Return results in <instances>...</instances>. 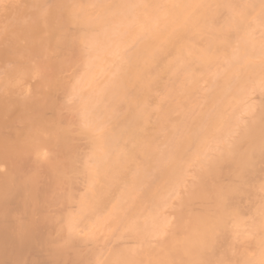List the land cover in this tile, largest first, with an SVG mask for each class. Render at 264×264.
<instances>
[{"label": "bare ground", "instance_id": "6f19581e", "mask_svg": "<svg viewBox=\"0 0 264 264\" xmlns=\"http://www.w3.org/2000/svg\"><path fill=\"white\" fill-rule=\"evenodd\" d=\"M0 12V264H264V0Z\"/></svg>", "mask_w": 264, "mask_h": 264}, {"label": "rangeland", "instance_id": "374dc122", "mask_svg": "<svg viewBox=\"0 0 264 264\" xmlns=\"http://www.w3.org/2000/svg\"><path fill=\"white\" fill-rule=\"evenodd\" d=\"M3 13L0 12V17H2ZM1 24V23H0ZM1 27H2V24H1ZM0 27V28H1ZM8 28H6L5 30H3V32H0V35L2 39H0V55H2L4 57V59H9L8 55L10 54L9 50H10V43L11 41L8 39L9 37V34H8ZM5 31V32H4ZM41 32V31H39ZM4 38V39H3ZM12 49V48H11ZM9 53V54H8ZM11 146V145H10ZM14 146V145H13ZM141 229V228H140ZM140 229H137L135 232H139V234L142 236L141 240H142V245L140 246H137L136 247V250H140L142 249V247H146L148 245V239H149V236H150V231L147 229V227H145L144 230H140ZM165 235H162V237H164ZM153 239L156 238V236L152 235L151 236ZM235 244L231 243V245H224L222 246V248L220 249V253L219 255H221V257L225 258V261H227L228 264H232L233 262H230L229 260H234L236 255H237V249L234 250L235 248ZM164 250H161V252L159 251V253H163ZM167 251V249H166Z\"/></svg>", "mask_w": 264, "mask_h": 264}]
</instances>
